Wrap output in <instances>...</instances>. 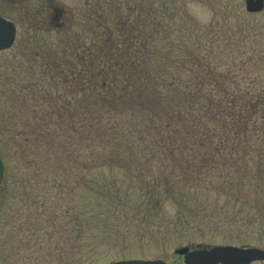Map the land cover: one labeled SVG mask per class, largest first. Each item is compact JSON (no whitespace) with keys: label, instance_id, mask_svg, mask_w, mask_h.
Instances as JSON below:
<instances>
[{"label":"rangeland","instance_id":"1","mask_svg":"<svg viewBox=\"0 0 264 264\" xmlns=\"http://www.w3.org/2000/svg\"><path fill=\"white\" fill-rule=\"evenodd\" d=\"M28 1L33 14L28 25L19 20L16 48L0 54V156L4 162L0 264H44L27 248L37 249L39 238L49 236H76V264L173 254L175 248L188 244L264 248V142L258 146L262 151L240 161V166H249L248 173L229 178L188 174L189 179L180 182L159 161L163 158L153 160L151 167L143 165V160L152 158L133 150L123 131L113 146L114 156H93L91 165L89 155L76 156L77 150L70 155L71 151L64 154L60 149L56 159L41 152L30 155L43 151V146L27 139L34 135L29 126L24 127L23 116L29 117L19 109L21 104L29 110L43 109L48 97L39 100L37 86L31 94L37 83L43 86L37 76L41 64L55 61L57 54L64 59L65 47H89L100 14L104 20H115L119 11L132 18L138 13L159 18L163 25L158 46L163 53L183 50L187 45L180 38L190 33L210 32L214 39L230 34L228 48L234 65L239 68L242 59L252 65L247 64L239 76L255 90H264V11L247 12L245 0ZM18 8L14 3L15 12ZM239 28L245 29L242 35ZM216 51L223 52L222 48ZM9 55L12 66L7 65ZM43 243L48 245L46 240Z\"/></svg>","mask_w":264,"mask_h":264},{"label":"trees","instance_id":"2","mask_svg":"<svg viewBox=\"0 0 264 264\" xmlns=\"http://www.w3.org/2000/svg\"><path fill=\"white\" fill-rule=\"evenodd\" d=\"M116 16L104 20L100 14L89 47H65L64 59L57 54L41 64L37 76L43 86L37 83L31 94L37 86L39 100H48L43 109L19 106L31 119L23 116L34 135L27 139L43 146L30 155L56 159L60 149L70 155L77 150L76 156L89 155L91 165L93 156H114L123 131L133 150L152 158L143 165L163 158L180 182L188 174L248 173L249 166L239 163L263 149L258 146L264 142V90L239 76L250 63L234 65L230 34L214 39L210 32L190 33L180 38L187 45L183 50L163 53L159 18L121 11Z\"/></svg>","mask_w":264,"mask_h":264},{"label":"flooded vegetation","instance_id":"3","mask_svg":"<svg viewBox=\"0 0 264 264\" xmlns=\"http://www.w3.org/2000/svg\"><path fill=\"white\" fill-rule=\"evenodd\" d=\"M14 3L18 5V10H14ZM139 3V2H137ZM56 10V9H54ZM48 12H46L47 15ZM30 14H33L32 11L30 10V4L29 1L26 0V2H21V4L14 2V0H0V17L4 18L7 21L13 22L16 26V39L15 43L13 46L9 49L1 50L0 54L10 52L14 50L16 47V44L18 42V37H19V31H20V23L19 20L22 21V24L25 26L28 25V21L30 19ZM16 15L17 18L14 16ZM53 14L49 13L47 16L51 17ZM61 15V14H60ZM59 15V16H60ZM14 63L13 57L8 56V63L7 65L12 66ZM2 62H0V78H2ZM26 237V235L24 234ZM27 238V237H26ZM48 242V245L45 247L43 246L44 241ZM39 241L41 244L35 248H30V245H28L27 251L30 253V255H34L35 253L38 254L39 258L43 260L44 264H61V261H64L66 264H76V251H77V240L76 236L74 238H66L63 236H49V237H42L39 238ZM30 244V240L28 239V242ZM181 247H188L189 252H194V251H209L211 250L214 246L213 245H184ZM180 247V248H181ZM243 248L249 247L248 245L241 246ZM176 249V248H175ZM174 249V255L173 254H162V255H157L154 257H144V258H137V260H142V261H161L163 264H187L186 263V257L185 254H178L176 253ZM45 258V259H44ZM261 261H256V262H251L249 264H254V263H259ZM264 264V262H261Z\"/></svg>","mask_w":264,"mask_h":264},{"label":"water","instance_id":"4","mask_svg":"<svg viewBox=\"0 0 264 264\" xmlns=\"http://www.w3.org/2000/svg\"><path fill=\"white\" fill-rule=\"evenodd\" d=\"M248 12H260L264 9V0H246ZM15 26L0 17V50L10 47L15 38ZM4 176V165L0 158V185ZM185 254L189 264H246L255 260H264V250L257 248L240 249L233 246L216 247L212 251L188 253V248H181L176 251ZM114 264H163L145 261H121Z\"/></svg>","mask_w":264,"mask_h":264}]
</instances>
